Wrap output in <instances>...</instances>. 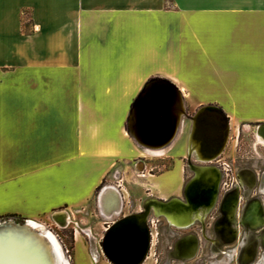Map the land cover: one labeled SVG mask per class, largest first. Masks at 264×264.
I'll return each instance as SVG.
<instances>
[{
	"label": "crops",
	"instance_id": "crops-1",
	"mask_svg": "<svg viewBox=\"0 0 264 264\" xmlns=\"http://www.w3.org/2000/svg\"><path fill=\"white\" fill-rule=\"evenodd\" d=\"M156 80L186 115L211 106L264 124V0H0V215L68 213L104 183L119 201L107 218L125 200L136 208L145 186L174 194L171 171L132 164L145 148L131 108ZM176 135L164 154H186Z\"/></svg>",
	"mask_w": 264,
	"mask_h": 264
},
{
	"label": "rangeland",
	"instance_id": "rangeland-1",
	"mask_svg": "<svg viewBox=\"0 0 264 264\" xmlns=\"http://www.w3.org/2000/svg\"><path fill=\"white\" fill-rule=\"evenodd\" d=\"M193 116L194 113L186 115L184 112L173 142L175 147L184 150L186 145L188 148V133ZM259 125L262 124L228 121L226 146L217 159L207 164L216 167L221 175L215 204L203 221H195L186 229L172 226L164 217L147 211L150 198L162 202L173 198L185 201L182 190L193 176L190 165H201L191 159L187 151L185 154V150L182 154L171 155L174 154L173 151L164 154L162 149L158 153L145 149V155L133 159V166H143L146 177H149L148 173L158 176L171 171L172 176L177 179V189L168 197L160 198L158 192L149 194L150 190L145 186L146 195H142L143 199L139 197L136 208H131L125 200L127 207L124 212L107 218L99 207L101 191L106 187L104 183L84 207L68 213L61 211L65 210L61 208L54 213L40 214L34 218L0 215V220H12L20 225L25 220L42 224L56 237L69 264H113L107 257L104 246L111 225L124 216L141 215L146 211L144 214H147L150 247L141 264H264V143L257 137ZM133 171V177H144L140 169L133 168ZM126 174L131 175L130 185H138L132 182L130 171ZM114 183L121 188L120 181L114 179ZM170 186H166L163 191H167ZM120 205L122 206V202ZM12 207L30 211L21 202L12 204ZM251 208L255 209L257 218L262 219L259 227H250L244 219ZM55 215L68 218L64 222L56 221ZM189 235L194 237L198 248L192 258L183 259L181 248L193 242L183 241Z\"/></svg>",
	"mask_w": 264,
	"mask_h": 264
},
{
	"label": "bare ground",
	"instance_id": "bare-ground-1",
	"mask_svg": "<svg viewBox=\"0 0 264 264\" xmlns=\"http://www.w3.org/2000/svg\"><path fill=\"white\" fill-rule=\"evenodd\" d=\"M148 86L145 87V91ZM164 87V84H159L155 103L145 106L143 101H140L133 111L137 114V132L139 134L137 137L132 133L133 140L152 153H158L157 151L172 142L184 115L183 98L180 93H176V98L173 94L165 97ZM133 125L134 122L131 120L129 123L131 131H133ZM225 128L220 117L205 120L202 114H198L191 118L187 153L191 159L201 165H190L193 176L184 188L186 201L182 202L178 198H173L167 203L168 201L162 202L150 198L147 211L154 213L155 216L164 217L169 224L182 229L190 227L195 221L204 220L215 204L221 176L216 167L207 164L217 159L225 148L228 136L225 135L224 139L221 136ZM257 137L264 143V132L257 131ZM220 141L223 145L220 151L211 153L210 150H213V146ZM116 194L117 191L112 186H106L101 191L99 207L103 214L118 211L119 201L115 197ZM144 213L146 211L141 215L136 214L129 218L139 227L138 229L120 228L104 240L107 257L111 258V262H119V264L142 263L148 253L149 240L146 226L147 214ZM62 215H55V220L66 221L68 217ZM244 219L250 227L255 228L262 225V219L257 218L254 208L247 212ZM6 222L17 225L12 220H0V225ZM22 225H26L32 231L29 230L28 234L22 233L18 236L10 232L11 234L0 237V264H69L63 256L56 237L42 224L25 220ZM36 238H41V241L35 242ZM189 240H193V242L181 248L183 259H190L197 252L198 247L193 236L189 235L183 239L185 243H188Z\"/></svg>",
	"mask_w": 264,
	"mask_h": 264
},
{
	"label": "water",
	"instance_id": "water-1",
	"mask_svg": "<svg viewBox=\"0 0 264 264\" xmlns=\"http://www.w3.org/2000/svg\"><path fill=\"white\" fill-rule=\"evenodd\" d=\"M159 84H164L165 85L164 90H163V94H164L165 97L168 96L169 94H173L174 98H176V93L178 91L169 82L162 81V80H156V81H152L151 83H149L148 89H146V91L144 89L138 95L137 99L134 101V103L132 105V108H131L130 122H131V120H133V122H134L133 131H131V132L134 133L137 137L139 135L138 132H137L138 119H137V114L133 113V111H134V109H136V107H137V105H138V103L140 101H143L145 106H149L150 104L156 102V96H157V91L159 89ZM166 86H168V87H166ZM198 114H202V117H204L205 120H208V119H211V118H215V117H220L221 123L223 125L225 124V126H226V128L222 131L223 134L221 136H222L223 139H224L225 135L228 136V120L225 118V116L218 109H216L214 107H211V106H206V107L200 108L194 114V116H196ZM257 131L263 133L264 132V124L259 125L258 128H257ZM222 146L223 145H222V143L220 141V143H217V145L213 146V150L211 149L210 152L211 153H214V152L217 153L218 151H220ZM185 185H184L183 190H182V196H183V200L186 201V196H185V191H184ZM170 201H168L167 203H169ZM145 206H146V204H145ZM167 210H170V209H167ZM131 216L123 217L120 220L114 222L111 225L110 229L108 230L106 238H109L116 230H118L120 228L131 229V230L138 229L139 227L137 225H135L133 223V221H130L129 218ZM29 230H31V229L29 227H26V225H19V224L12 225L11 223L6 222V223H3V224L0 225V237L3 236V235L11 234L10 232H12V234L15 235V236H18L19 234H22V233L28 234L30 232ZM148 238H149V234H148ZM35 240H36L35 242L38 243L39 241H41V238H36ZM149 241H150V238L148 240V249H149ZM105 252H106V248H105ZM106 255H108V254L106 253ZM109 259L111 261L110 257H109ZM112 263L113 264H116V263L119 264V262H116V263L112 262Z\"/></svg>",
	"mask_w": 264,
	"mask_h": 264
},
{
	"label": "trees",
	"instance_id": "trees-1",
	"mask_svg": "<svg viewBox=\"0 0 264 264\" xmlns=\"http://www.w3.org/2000/svg\"><path fill=\"white\" fill-rule=\"evenodd\" d=\"M11 216H15V215H11Z\"/></svg>",
	"mask_w": 264,
	"mask_h": 264
}]
</instances>
